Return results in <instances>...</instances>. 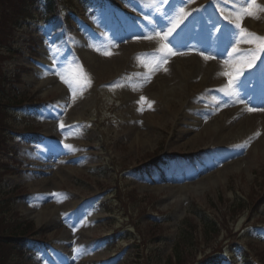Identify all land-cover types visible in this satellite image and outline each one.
Segmentation results:
<instances>
[{
	"label": "rangeland",
	"instance_id": "rangeland-1",
	"mask_svg": "<svg viewBox=\"0 0 264 264\" xmlns=\"http://www.w3.org/2000/svg\"><path fill=\"white\" fill-rule=\"evenodd\" d=\"M92 3L103 8L92 12L93 5L83 7L78 2H75L77 11L63 7V15L71 17L70 27L64 25L61 16L48 24L38 19L15 33L21 55L5 62V71L12 72L8 65L13 64L34 68L42 75L38 71L37 76L23 73L22 83L6 86V92H18L34 100L55 99L63 115L56 120L60 123L54 126L56 131L50 128L48 136L52 141L44 152L27 147L20 139L9 143L17 150L14 157L17 163L10 162L11 168L21 175L6 177L1 191L16 187L20 193H28L26 199L16 202L15 213L37 227L36 214L43 208L52 210L42 220L49 228L46 233L47 241L51 240L49 251L37 252L29 264H129L137 232L130 228L128 220L112 217L105 220L104 211L88 205L90 198L99 202L116 187L136 188L141 195L155 196L159 214L136 221L142 227L165 223L167 236L160 238L162 245L157 249L163 263L194 200L204 208L224 195L231 206L264 180V111L259 110L264 108L252 106L258 110L249 112L241 109L238 101L253 86L258 87V94L264 93V83L260 85L256 77L264 72V51L257 42H245L249 33L264 37V13L259 19L245 17L237 28L230 0H92ZM255 3L264 5V0ZM35 9L41 10L39 6ZM214 17L218 18V25L213 22ZM117 25L123 30L114 28ZM224 25L231 29L219 32L217 28ZM241 28L247 31L241 33ZM183 33L189 34V43ZM165 36L166 39H161ZM213 36L219 37L218 41L226 43L227 48L221 51L215 47ZM164 45L176 55L168 54ZM68 47L74 48V56L69 53L68 58L61 59ZM233 48L239 51L233 52ZM165 57L166 62L162 59ZM245 57L251 60V67ZM221 73L235 77L234 83L230 85L229 75ZM42 76L49 81L38 86ZM61 76L71 81V89ZM203 79L211 86L221 80L231 88L216 90L203 101L196 95ZM232 100L235 103L229 105ZM197 104L205 105L204 111L211 114L198 118L199 125L189 122L191 109ZM256 113L260 116L253 118ZM45 118L52 120L53 116L44 110L34 119L33 127H47ZM258 120L260 123L256 125L248 124ZM219 121H223L221 131L217 128ZM238 124L243 129L233 132ZM147 136L149 143L145 144L143 139ZM56 140L62 143L60 151L54 148ZM203 149H213L221 158L229 155L228 149H235L231 151L233 159L229 164L222 162L225 159L216 161L220 165L209 171L216 180L202 175L187 181H167L168 186L162 183L164 180L147 181L145 171L149 168L152 171V163L147 164L146 160L158 152L157 159L161 161L171 153L194 154ZM44 153L50 167L31 173L33 163L45 158ZM174 162H168L167 166H173ZM244 220L242 216L235 225L236 231ZM253 221L255 218L246 221L244 224L250 227L244 229L241 237L232 239L240 245L246 239L254 240L255 246L262 248L264 208L257 225H252ZM114 235H118L117 243L112 240ZM157 243L152 241L150 247ZM234 255L236 264H240L242 251L236 250Z\"/></svg>",
	"mask_w": 264,
	"mask_h": 264
},
{
	"label": "trees",
	"instance_id": "trees-1",
	"mask_svg": "<svg viewBox=\"0 0 264 264\" xmlns=\"http://www.w3.org/2000/svg\"><path fill=\"white\" fill-rule=\"evenodd\" d=\"M6 2L8 6H6ZM45 2L47 11L51 12L54 5L53 0H45ZM26 14L27 7L23 6L22 0H0V47L9 43L12 38V32L16 29L17 21L23 19ZM5 80L6 76L0 70V95H2L1 84L5 82ZM2 145L4 147L5 143L0 139V147ZM0 169H3V171L0 172L1 182L2 176L7 173V170L5 165H0ZM13 193L14 192L11 190L2 194V198L5 200L0 202V264H18L17 260L22 258L23 254L26 252V245L23 241L16 239V237L28 234L33 228V224L31 223L18 221L17 214L13 212L11 201H9ZM131 200L134 207L139 212L143 213V201L139 200L138 203L136 197L133 196ZM192 228L193 226L189 225V229H186L178 239L175 247L177 264H183L186 260L185 255L190 254L191 256L199 244L194 238L191 230ZM204 229V245H209L215 239L218 231L212 224L207 223L204 225ZM139 232L144 234L142 245H145V248L148 245L149 238L158 235L157 229L153 227H148L147 230H140ZM146 252V255H144V248H141L140 251L135 250L132 255L133 261L130 264H152L154 262L152 252ZM167 264H172L171 259H168Z\"/></svg>",
	"mask_w": 264,
	"mask_h": 264
},
{
	"label": "snow or ice",
	"instance_id": "snow-or-ice-1",
	"mask_svg": "<svg viewBox=\"0 0 264 264\" xmlns=\"http://www.w3.org/2000/svg\"><path fill=\"white\" fill-rule=\"evenodd\" d=\"M236 4L239 5V7H236ZM236 4H234L235 11L233 13V19L237 21L236 27L240 28L241 25L239 21H242L245 17H251L252 19H259L261 14L264 13V5L256 4L255 0H236ZM231 22V21H230ZM246 29L241 28V33L246 32ZM161 39H166L165 37H161ZM245 42L252 43V42H257L260 46L261 51H264V37H257L255 34L249 33L248 38ZM168 54L171 55H176V53L172 52L171 49L167 48L166 45L163 46ZM239 50L236 48H233V52H238ZM230 56L232 55L231 53L229 54ZM165 59L166 62V57L162 58ZM205 59H208V57H205ZM245 60L248 64L249 67H251V60H248L247 57H245ZM239 74V72L237 73ZM57 75H60L57 73ZM221 75H229L228 73H221ZM235 77L229 75V84L233 82ZM62 82L68 85L69 89L72 88V83L69 80L64 79L63 76H61ZM223 90V89H222ZM141 100H144V97H141ZM258 109L254 108H248L249 112L257 111ZM261 111H264V109H259ZM63 127V125H61ZM259 135V133H257ZM246 146V145H245ZM57 195V194H53Z\"/></svg>",
	"mask_w": 264,
	"mask_h": 264
},
{
	"label": "bare ground",
	"instance_id": "bare-ground-1",
	"mask_svg": "<svg viewBox=\"0 0 264 264\" xmlns=\"http://www.w3.org/2000/svg\"><path fill=\"white\" fill-rule=\"evenodd\" d=\"M38 84L41 85L42 82H38ZM210 90H211L210 87L207 84L205 85V82H204V79H203L201 81L200 85L198 86V90L196 91V93H197V95H202L204 97ZM171 91L174 92V87L171 88ZM246 97H244V100L246 99ZM246 103L249 104V105H253L254 102L252 101V99H248V100L246 99ZM232 115H233L232 112H230L229 116H232ZM255 117H259V116H253V118H255ZM256 123H260V120L254 122V123L248 121V124H255L256 125ZM263 125H264V123H263ZM217 128H220V131H221L223 129V125H220L218 123L217 124ZM241 129H243V127H239V124H238L236 126V128L234 127L233 132H239V131H241ZM198 136H199V134H198ZM146 138L147 139H143V143L148 144L149 143L148 136ZM233 166H236V165L233 164ZM210 178L216 180L215 178H212V177H210ZM211 182L214 183V181H211ZM42 183H44V181H42ZM181 189L183 190L184 188H181ZM181 189H179V191H182ZM41 211L42 212L37 213L36 216H35V218L39 221L37 224H41L42 220L44 221L48 217V215L52 213L51 208H43V210H41Z\"/></svg>",
	"mask_w": 264,
	"mask_h": 264
}]
</instances>
